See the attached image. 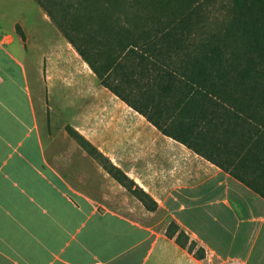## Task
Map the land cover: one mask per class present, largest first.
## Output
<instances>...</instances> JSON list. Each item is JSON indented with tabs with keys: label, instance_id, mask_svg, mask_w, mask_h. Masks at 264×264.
Returning a JSON list of instances; mask_svg holds the SVG:
<instances>
[{
	"label": "crops",
	"instance_id": "0c3cea01",
	"mask_svg": "<svg viewBox=\"0 0 264 264\" xmlns=\"http://www.w3.org/2000/svg\"><path fill=\"white\" fill-rule=\"evenodd\" d=\"M24 23L0 28V264H264V200L194 152L162 157L157 189L140 184L154 211L119 201L118 189H86L73 157L42 137L26 63L13 50L16 41L23 50ZM172 223L186 248L168 237Z\"/></svg>",
	"mask_w": 264,
	"mask_h": 264
},
{
	"label": "trees",
	"instance_id": "16d2710c",
	"mask_svg": "<svg viewBox=\"0 0 264 264\" xmlns=\"http://www.w3.org/2000/svg\"><path fill=\"white\" fill-rule=\"evenodd\" d=\"M34 1L105 88L264 200V0H237L224 32L199 43L193 28L200 0ZM16 31L25 42L19 25ZM92 36L108 46L97 52L98 62L78 45ZM69 134L147 210H156L120 168L79 133ZM167 234L188 246L175 223ZM195 248L191 243L189 251ZM195 256L204 259L205 251Z\"/></svg>",
	"mask_w": 264,
	"mask_h": 264
},
{
	"label": "rangeland",
	"instance_id": "374dc122",
	"mask_svg": "<svg viewBox=\"0 0 264 264\" xmlns=\"http://www.w3.org/2000/svg\"><path fill=\"white\" fill-rule=\"evenodd\" d=\"M200 1L197 24L193 28L194 43L223 33L236 12L237 0ZM3 6L9 9L7 15L0 16L4 33H11L13 23L22 16L25 18L28 33H24L23 50L17 41L13 50L26 63L44 141H52L60 154L73 157L70 171L85 176L86 189H118V200L136 202L138 211L139 198L103 169L101 158L95 160L82 150L69 129L89 141L139 187L145 182L157 189L162 157L193 152L164 136L105 88L33 0H7ZM92 37H86V42L83 38L78 40V45L92 61L98 62L97 52L108 46L102 39ZM177 61L178 58L171 60L173 64Z\"/></svg>",
	"mask_w": 264,
	"mask_h": 264
}]
</instances>
